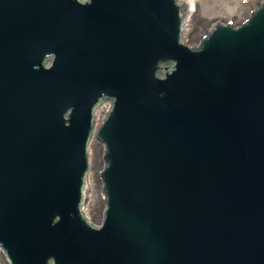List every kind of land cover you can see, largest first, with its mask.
I'll return each mask as SVG.
<instances>
[{
  "label": "water",
  "instance_id": "obj_1",
  "mask_svg": "<svg viewBox=\"0 0 264 264\" xmlns=\"http://www.w3.org/2000/svg\"><path fill=\"white\" fill-rule=\"evenodd\" d=\"M184 2L0 0L10 264H264V2L199 49L180 41ZM105 98L94 226L82 202Z\"/></svg>",
  "mask_w": 264,
  "mask_h": 264
},
{
  "label": "rangeland",
  "instance_id": "obj_2",
  "mask_svg": "<svg viewBox=\"0 0 264 264\" xmlns=\"http://www.w3.org/2000/svg\"><path fill=\"white\" fill-rule=\"evenodd\" d=\"M182 7H188L186 0ZM196 8L188 16L187 28L182 34L184 41L189 45L197 46L199 41L218 24L241 23L255 8V0H197ZM89 157L95 163H89V181L87 184L86 209L90 220L99 224L102 218L103 180L102 167H104V145L97 140L96 131L93 132L89 144ZM0 264H9L5 255L0 251Z\"/></svg>",
  "mask_w": 264,
  "mask_h": 264
},
{
  "label": "bare ground",
  "instance_id": "obj_3",
  "mask_svg": "<svg viewBox=\"0 0 264 264\" xmlns=\"http://www.w3.org/2000/svg\"><path fill=\"white\" fill-rule=\"evenodd\" d=\"M189 4V8H190V11H189V14L191 13V11H194L195 8H196V3H197V0H186ZM110 108L109 106H104V105H100L95 111H94V115H93V121H94V128H98V126L100 125L101 121H102V115L104 113V111H107L109 112ZM89 152H90V148H89V151H88V158L90 159L89 157ZM89 176H90V173H89V169H88V172H87V178H86V184H85V190H84V196H83V202H82V207L85 211L86 209V201L88 199V195H87V184H88V181H89ZM102 195H103V201L105 200V191L104 189L102 190ZM85 213H88L85 211ZM103 213V211H102ZM90 219V218H89ZM8 262L10 263V261L8 260Z\"/></svg>",
  "mask_w": 264,
  "mask_h": 264
}]
</instances>
